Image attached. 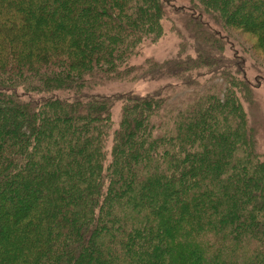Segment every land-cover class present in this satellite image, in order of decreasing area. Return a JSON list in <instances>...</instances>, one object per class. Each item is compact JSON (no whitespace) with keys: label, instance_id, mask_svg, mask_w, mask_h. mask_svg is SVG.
<instances>
[{"label":"trees","instance_id":"trees-1","mask_svg":"<svg viewBox=\"0 0 264 264\" xmlns=\"http://www.w3.org/2000/svg\"><path fill=\"white\" fill-rule=\"evenodd\" d=\"M176 1L0 0V264H264V0Z\"/></svg>","mask_w":264,"mask_h":264},{"label":"rangeland","instance_id":"rangeland-1","mask_svg":"<svg viewBox=\"0 0 264 264\" xmlns=\"http://www.w3.org/2000/svg\"><path fill=\"white\" fill-rule=\"evenodd\" d=\"M176 3L179 5L181 2L180 0H177ZM233 33L238 37V39H240L241 41H243L244 44L248 45V46H253L255 44L254 39L252 38V36L250 34L244 33V32H239L237 30H233ZM178 41L176 40V37L173 38L171 36H167L166 39H163L161 41H159L158 43H156L155 45L150 46L148 49V54L150 55H154L157 57H164L165 55H167L168 53L174 51L176 49ZM254 54L256 57H258L259 55H257V51H254ZM251 76L254 78L255 73L251 72L250 73ZM167 82V78H162L160 80H136L135 82H132L130 84H113L111 86L112 91H127L129 89H134L136 92L140 93V94H146L148 91H152L156 88H158L161 84H164ZM261 94L264 96V84H262V86L259 88ZM119 111H120V103L117 102L115 107H114V117L117 118L119 115Z\"/></svg>","mask_w":264,"mask_h":264}]
</instances>
